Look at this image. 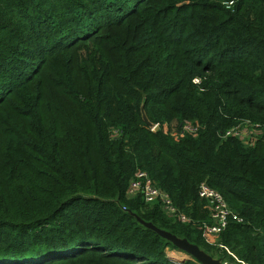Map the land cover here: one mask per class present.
<instances>
[{
	"label": "trees",
	"instance_id": "obj_1",
	"mask_svg": "<svg viewBox=\"0 0 264 264\" xmlns=\"http://www.w3.org/2000/svg\"><path fill=\"white\" fill-rule=\"evenodd\" d=\"M223 1L0 0V264H202L147 222L236 262L202 180L240 218L218 242L264 264V0Z\"/></svg>",
	"mask_w": 264,
	"mask_h": 264
},
{
	"label": "built area",
	"instance_id": "obj_2",
	"mask_svg": "<svg viewBox=\"0 0 264 264\" xmlns=\"http://www.w3.org/2000/svg\"><path fill=\"white\" fill-rule=\"evenodd\" d=\"M235 0H224L225 6H230ZM194 81H198V77L193 78ZM188 129L193 130L195 127L187 126ZM240 128H232L227 130L226 133L234 132V134L241 136ZM128 194L140 193L143 199L147 202L159 200L161 208L168 215H176L180 220H188L186 213L172 202L169 195L162 190L159 186L155 185L145 170H137L134 175L130 178L127 189ZM198 195L204 199L205 206L208 209V221L200 223L202 235L209 242L210 236L218 235L227 225L230 217L240 219L235 213H233L229 204L227 203L223 194L215 187L211 186L205 180L200 181L197 189ZM221 247L231 253L235 258L236 262L230 264H248L243 259H239L225 244L219 243ZM222 261V260H221ZM223 264H227L226 260L222 261Z\"/></svg>",
	"mask_w": 264,
	"mask_h": 264
},
{
	"label": "water",
	"instance_id": "obj_3",
	"mask_svg": "<svg viewBox=\"0 0 264 264\" xmlns=\"http://www.w3.org/2000/svg\"><path fill=\"white\" fill-rule=\"evenodd\" d=\"M142 118L145 122L151 124L148 116L146 115L143 106L141 105ZM147 225L155 229L158 233L165 236L172 241L180 249L184 250L190 255L197 258L202 264H223L220 258L214 257L210 253L206 252L204 249L200 248L199 245L189 241L186 237H180L170 231L157 227L151 222H147Z\"/></svg>",
	"mask_w": 264,
	"mask_h": 264
},
{
	"label": "rangeland",
	"instance_id": "obj_4",
	"mask_svg": "<svg viewBox=\"0 0 264 264\" xmlns=\"http://www.w3.org/2000/svg\"><path fill=\"white\" fill-rule=\"evenodd\" d=\"M245 131H244V130ZM242 130H241V135H244L245 133H246V131H248L249 132V130L248 129H246V128H243ZM173 216H175L176 217V215H173ZM217 237H218V235H216V236H210V240H212L211 242L209 241V243H213V244H215V245H217L218 244V248H220L221 246L219 245V243L220 242H218V239H217ZM220 246V247H219ZM215 248V247H214ZM168 250H171V249H169V248H167ZM212 253L215 255L214 257H216V256H218L217 258H220L222 261L223 260H226L227 261V264H230V263H232L233 261H230L229 260V258L226 256V255H224V256H222V254H221V250L220 249H217V248H215V249H213L212 250ZM182 255L184 256V257H188V256H190L188 253H186V252H182Z\"/></svg>",
	"mask_w": 264,
	"mask_h": 264
},
{
	"label": "crops",
	"instance_id": "obj_5",
	"mask_svg": "<svg viewBox=\"0 0 264 264\" xmlns=\"http://www.w3.org/2000/svg\"><path fill=\"white\" fill-rule=\"evenodd\" d=\"M244 130V129H243ZM245 131V130H244ZM205 206V205H204ZM206 207V206H205ZM207 208V207H206ZM163 210V209H162ZM208 210V209H207ZM164 211V210H163ZM165 212V211H164ZM170 249V248H169ZM166 251H167V253L170 255V256H172L173 258H182V257H184L183 255H182V250H179V249H175V248H173V249H171V250H168V249H166ZM184 253V252H183Z\"/></svg>",
	"mask_w": 264,
	"mask_h": 264
}]
</instances>
